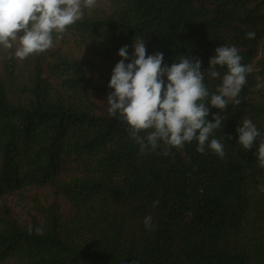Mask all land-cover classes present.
<instances>
[{
	"label": "trees",
	"instance_id": "obj_1",
	"mask_svg": "<svg viewBox=\"0 0 264 264\" xmlns=\"http://www.w3.org/2000/svg\"><path fill=\"white\" fill-rule=\"evenodd\" d=\"M136 38L164 65L190 56L201 71L216 47L240 49L242 101L207 117H226L213 133L224 159L195 140L141 154L109 116L111 75L89 69H113ZM15 46L0 47V264H264L260 138L244 150L236 132L247 118L264 133V0H97L44 54L9 59Z\"/></svg>",
	"mask_w": 264,
	"mask_h": 264
},
{
	"label": "clouds",
	"instance_id": "obj_2",
	"mask_svg": "<svg viewBox=\"0 0 264 264\" xmlns=\"http://www.w3.org/2000/svg\"><path fill=\"white\" fill-rule=\"evenodd\" d=\"M97 0H0V47L12 50L9 59L25 60L30 56L44 54L55 47L68 28L83 19L84 10L96 6ZM255 32L245 34L254 39ZM128 45L118 49L121 59L112 69L107 95L109 116L128 127L130 137L139 145L141 154L156 152L169 155L172 148H183L185 143L197 141L196 150L204 154L206 148L224 159V143L213 137L223 127L224 115L212 114L208 120L209 106L221 112L229 105L238 106L240 93L252 72L251 65L243 64L240 49L220 45L201 71V60L180 56L178 62L164 65L163 53L146 55L144 39H133V52ZM129 63H125L129 60ZM219 69H226L223 74ZM219 79L215 91L205 83ZM261 87L256 85L257 90ZM237 143L244 150L253 148L257 138L260 144L256 151L259 167L264 168V133L251 119H243L236 128ZM144 135H141V134ZM264 191V187H261ZM159 200L153 201L157 206ZM146 228H151L152 217L144 218ZM29 234L33 228L27 226ZM43 235L42 229L35 230Z\"/></svg>",
	"mask_w": 264,
	"mask_h": 264
},
{
	"label": "rangeland",
	"instance_id": "obj_3",
	"mask_svg": "<svg viewBox=\"0 0 264 264\" xmlns=\"http://www.w3.org/2000/svg\"><path fill=\"white\" fill-rule=\"evenodd\" d=\"M89 73L97 82L103 81L106 76L112 74V66L110 61L102 58H96L93 66L89 69Z\"/></svg>",
	"mask_w": 264,
	"mask_h": 264
}]
</instances>
